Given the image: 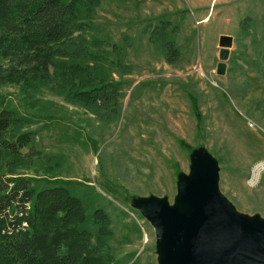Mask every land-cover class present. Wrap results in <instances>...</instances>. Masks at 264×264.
Here are the masks:
<instances>
[{
	"label": "rangeland",
	"instance_id": "rangeland-1",
	"mask_svg": "<svg viewBox=\"0 0 264 264\" xmlns=\"http://www.w3.org/2000/svg\"><path fill=\"white\" fill-rule=\"evenodd\" d=\"M93 24L101 42L91 63L114 84L93 110L45 86L26 94L6 83L1 74L22 62L0 56V98L40 117L21 127L36 138L19 157L0 154V200L13 178L38 189L65 178L89 216L109 215L108 264H158L155 229L132 198L174 202L178 174L206 147L222 192L264 217V0H100ZM222 35L233 41L218 74Z\"/></svg>",
	"mask_w": 264,
	"mask_h": 264
},
{
	"label": "trees",
	"instance_id": "trees-1",
	"mask_svg": "<svg viewBox=\"0 0 264 264\" xmlns=\"http://www.w3.org/2000/svg\"><path fill=\"white\" fill-rule=\"evenodd\" d=\"M99 4L100 0H0V56L22 62L1 74L2 80L21 85L26 94L45 86L92 110L102 103L114 84L91 63L99 56L92 47L101 42L90 33ZM39 119L8 107L0 98V154L19 157L36 138L34 130L21 127ZM14 160L7 161L10 173ZM64 179L54 178L40 189L31 186L28 176L12 179L13 192L0 200V211L22 189L23 197L32 201L30 228L22 234H3L5 221L0 217V264H108L107 239L113 234L109 215L96 208L89 216L71 182Z\"/></svg>",
	"mask_w": 264,
	"mask_h": 264
},
{
	"label": "water",
	"instance_id": "water-1",
	"mask_svg": "<svg viewBox=\"0 0 264 264\" xmlns=\"http://www.w3.org/2000/svg\"><path fill=\"white\" fill-rule=\"evenodd\" d=\"M232 41L220 37L218 74L226 72ZM190 160L174 202L156 194L132 198L155 229L158 264H264V217L240 211L222 192L219 161L206 147Z\"/></svg>",
	"mask_w": 264,
	"mask_h": 264
},
{
	"label": "built area",
	"instance_id": "built-area-1",
	"mask_svg": "<svg viewBox=\"0 0 264 264\" xmlns=\"http://www.w3.org/2000/svg\"><path fill=\"white\" fill-rule=\"evenodd\" d=\"M11 189L8 192V195H11ZM19 192L21 194L17 197ZM19 192L11 198V200H13L10 204L6 205V207L0 211V217L5 221V226L2 227L3 234H22L27 232L30 228L29 217L31 212V202L26 197H23L22 189L19 190Z\"/></svg>",
	"mask_w": 264,
	"mask_h": 264
}]
</instances>
